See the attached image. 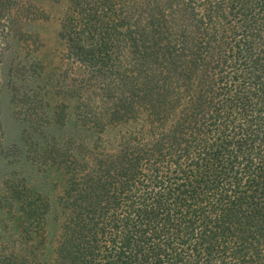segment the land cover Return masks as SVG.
Wrapping results in <instances>:
<instances>
[{
    "label": "trees",
    "instance_id": "1",
    "mask_svg": "<svg viewBox=\"0 0 264 264\" xmlns=\"http://www.w3.org/2000/svg\"><path fill=\"white\" fill-rule=\"evenodd\" d=\"M66 1L61 100L11 101L49 126L74 117L68 146L39 153L68 183L58 199L11 189L0 264H264V0ZM41 19L0 0V94L5 73L44 74Z\"/></svg>",
    "mask_w": 264,
    "mask_h": 264
},
{
    "label": "rangeland",
    "instance_id": "2",
    "mask_svg": "<svg viewBox=\"0 0 264 264\" xmlns=\"http://www.w3.org/2000/svg\"><path fill=\"white\" fill-rule=\"evenodd\" d=\"M30 1L44 10L48 15V19H41L34 23H29L27 26L37 34L36 45L33 44L31 48L36 57L40 59L41 64L45 67V72L33 79L24 74H15L14 80L11 78L14 76L12 73H5L3 75L4 88L0 94V228L4 225L2 222L4 218L16 216V213L12 211V207L10 209L6 207L17 201L11 189L16 187L24 188L31 193V199L34 198L37 201L41 199L46 200V196L49 193L52 199L55 197L58 199L62 195L64 187L68 183L66 180H68L69 175H66L65 171L56 168V166L45 163L40 158L39 153L43 152V148L48 141L54 142L56 148L62 142L65 144L63 145L64 147L66 145L68 146V143L64 139L78 133L74 130V117L69 122L67 129H64L60 124L49 126L48 123L46 124L48 120L45 115H42L43 118L41 119L34 117L37 121H33L35 120L34 118L27 119L26 114L27 116L29 115L27 108L20 107V105L17 106L16 104L14 105L11 101L13 87H17V90L20 91L27 90L29 92L37 89V91L40 90L44 97L50 99V101L53 100V102H56L57 100H61L58 95L54 96L52 94V88L50 86L52 84V73L57 64L56 60L62 52L58 32L67 1ZM21 46H23L26 52L27 45L23 44ZM67 102L72 104L71 100H67ZM71 107H73V104ZM57 109L55 107L53 113ZM36 122L43 124L47 128L46 132L38 128L39 126ZM108 140H111L108 145L109 147L106 151H102L106 152L105 158H101V161L105 162L108 161L107 155L112 154L116 156L119 150V139L109 137ZM87 161L97 165L94 162V157H89ZM77 176L80 175L78 174ZM136 186L138 190V185ZM33 192L34 195L32 194ZM17 216L20 217V214ZM13 238H10V240H13Z\"/></svg>",
    "mask_w": 264,
    "mask_h": 264
}]
</instances>
